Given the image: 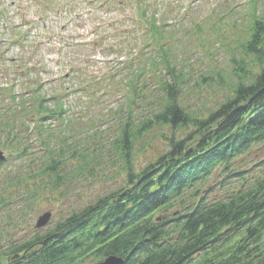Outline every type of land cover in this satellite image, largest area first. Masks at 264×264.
Instances as JSON below:
<instances>
[{
    "label": "rangeland",
    "instance_id": "rangeland-1",
    "mask_svg": "<svg viewBox=\"0 0 264 264\" xmlns=\"http://www.w3.org/2000/svg\"><path fill=\"white\" fill-rule=\"evenodd\" d=\"M256 17L264 21V0H0V254L126 186L129 165L117 141L125 124L135 133L155 113L158 81L167 78L163 64L146 62L148 56L160 58L147 22L165 36L159 42L183 80L179 103L206 114L231 95L237 81L233 59L244 60L241 45ZM37 89L39 97L64 101L68 125L49 120L39 134L33 121ZM14 96L23 99L22 110L12 104ZM13 116L15 142L5 133ZM190 133L192 128L168 126L135 133L128 157L132 172L167 152L170 139ZM61 138L64 153L46 147ZM73 147L80 158L69 157ZM52 154L62 162L58 175L43 171ZM263 157L262 142L229 171L216 167L199 192L212 202L240 184L247 187L259 176ZM45 213L47 223L35 226Z\"/></svg>",
    "mask_w": 264,
    "mask_h": 264
},
{
    "label": "trees",
    "instance_id": "trees-1",
    "mask_svg": "<svg viewBox=\"0 0 264 264\" xmlns=\"http://www.w3.org/2000/svg\"><path fill=\"white\" fill-rule=\"evenodd\" d=\"M145 8H139L143 17ZM262 20H253L249 38L241 45L244 60L233 59L237 81L231 95L206 114L192 113L179 103L183 80L159 42L165 36L154 23L147 22L146 30L159 46L160 61L148 56L146 62L151 66L163 64L167 78L158 81V108L135 133L158 126L192 128V133L183 139H170L169 150L136 175L128 158L135 133L125 124L117 144L129 165L126 186L71 212L44 235L14 245L8 253L0 254V264H83L87 260L93 264L111 254L122 256L125 264H264V157L257 165L259 176L247 187L240 184L225 198L212 202L199 192L216 167L229 171L235 159L252 146L264 144ZM254 67L256 73L252 72ZM33 95L38 116L33 121L40 135L49 120L68 125L62 99L39 97L38 89ZM11 100L22 110V98L14 96ZM15 117L5 122L6 138L14 142L19 138ZM47 142L48 149L57 147L64 153L62 138L56 146ZM75 149L70 151L71 159L80 158ZM60 160L52 154L43 171L56 174ZM189 197L194 202H189Z\"/></svg>",
    "mask_w": 264,
    "mask_h": 264
},
{
    "label": "water",
    "instance_id": "water-1",
    "mask_svg": "<svg viewBox=\"0 0 264 264\" xmlns=\"http://www.w3.org/2000/svg\"><path fill=\"white\" fill-rule=\"evenodd\" d=\"M2 156L0 154V160H2ZM50 215L49 213H45L42 216L39 217V219L36 222L37 227H41L47 223L49 220ZM97 264H125V260L122 256H117V255H108L106 256L103 260L99 261Z\"/></svg>",
    "mask_w": 264,
    "mask_h": 264
}]
</instances>
